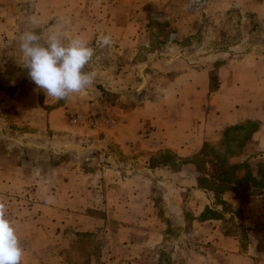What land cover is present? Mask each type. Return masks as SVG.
<instances>
[{"label":"crops","instance_id":"0c3cea01","mask_svg":"<svg viewBox=\"0 0 264 264\" xmlns=\"http://www.w3.org/2000/svg\"><path fill=\"white\" fill-rule=\"evenodd\" d=\"M52 1L57 4L59 0ZM65 1L68 0H60ZM78 1L82 3L79 7L82 9L84 0ZM151 1L157 4L160 0ZM112 3L115 5L109 9L107 22L76 23L68 26V29L77 32L75 37L83 38L88 45H98L102 33L110 34L114 43L111 48H106V52L114 51L115 58L128 52L133 54L139 42L134 37V25L127 18L134 0H113ZM53 7L49 13L57 16V10ZM257 8L264 13V0H258ZM105 10L102 7V11ZM81 15L88 17L91 14L83 12ZM55 23L49 29H57ZM239 56L242 57L229 60L226 71L230 73L224 79L222 77L216 86H211V70L199 67L179 73L178 80L183 79L181 86L170 90L171 93L165 94L162 100H149L133 107L117 103L109 107L104 104L102 108L112 110L113 125L101 132L79 128L84 132L77 142H80L82 149L77 152L81 161L65 158L54 166L40 161L28 170L23 151L12 155L0 152V202L5 204L7 216L23 248L22 264H49L51 261L58 264L61 258L58 245L63 237L68 236L72 241L77 233L96 232L95 228L105 223H113L118 228L119 232L109 231L111 235H107L113 247L117 245V239H122L121 244L126 242L125 246L131 248L140 241L141 246L149 248L161 245L167 236L162 230V218L157 208V204L161 203L177 207L179 223H187L182 214L184 207L190 213L191 222L199 227H208L204 233L205 243L218 245L216 251L226 258L224 264H227V260H230L229 264H249L250 251L255 250V244L252 242L248 245L250 250H244L241 245L244 233L227 230L224 225L226 221H233L241 230L245 229L248 239L256 238V246L261 248L263 241L259 240L264 239V194L253 196L246 204H241L232 193L225 192L221 199L233 212L240 210L241 215L237 217L231 212L223 213L214 195L198 187L194 164L182 163V160L190 161L204 144L225 141L223 133L228 128L255 122L258 124L257 130L241 147L245 151L235 153L229 162H246L250 168H257L256 163L264 165V67L260 64L258 68L240 67L246 60L255 65L259 61L264 62V55L256 51ZM218 57L211 55L206 60L216 61ZM235 62L238 66L233 64ZM102 72L107 73V70ZM34 91L38 96V88ZM0 93V109H4V92ZM40 93L44 94L42 90ZM19 94L20 90L14 93ZM84 94L88 95L86 98L96 97L97 88L74 94L46 114L53 133L49 138L53 146L49 147L59 144L56 133L64 131L76 135L77 130L65 121L61 111L76 110L73 98ZM49 100L50 103H57L51 97ZM81 103L82 110L97 106L95 102ZM229 137H226V141L233 138ZM66 144H71V141ZM42 148L39 146L40 150ZM50 151L55 153V150ZM50 151L47 153L51 154ZM165 152L174 155L179 166L152 168L150 158ZM44 154L43 151L39 152L37 158ZM20 155L21 163L14 162L13 166L7 163L9 158L19 161ZM251 170L255 174L256 170ZM27 187L32 188L27 190ZM28 200L30 202H26ZM206 208L219 216L201 219ZM165 217L174 220L168 215ZM255 227L258 229L253 230ZM180 248L172 253L171 264H203L202 259L206 256L205 252L201 253L203 248L198 245ZM178 253L183 254L184 260L174 263Z\"/></svg>","mask_w":264,"mask_h":264},{"label":"rangeland","instance_id":"374dc122","mask_svg":"<svg viewBox=\"0 0 264 264\" xmlns=\"http://www.w3.org/2000/svg\"><path fill=\"white\" fill-rule=\"evenodd\" d=\"M69 2L70 0H59L55 4L52 0H0V92H4L3 100L6 104L4 109H0V152L5 151L12 155L23 151L26 154L24 156L28 170L40 161L51 166L65 158L81 161L77 152L82 149L80 142H77L84 132L79 128H85L88 132H101L113 125L112 110L102 108L104 104L109 107L116 103L133 107L149 100H162L165 94L171 93L170 90L181 86L183 79L178 80L179 73L199 67H208L211 70V86H216L222 77L224 79L230 73L226 71L229 60L256 51L264 55V13L257 8L258 0H160L157 4H152L151 0H134L135 4L131 7L127 20L134 25V37L138 39L139 45L134 48L133 54L128 52L127 55H118L116 58L112 50L106 52V48H101L96 43L89 45L95 51L84 71L94 73L95 79L86 90L97 88L98 94L91 98H86L87 94L73 98L77 109L61 113L77 133H56L59 144L49 147L53 146L49 143L53 133L49 129L46 114L57 104L64 103V100L50 103V97L41 94L40 89L38 96L34 93L37 86L28 79L26 70L20 66L18 38L25 30L33 28L46 35L50 25L57 22L55 26L57 25L63 41L67 43L77 35L68 26L76 23H105L109 20L110 7L115 5L113 0H84L85 5L80 9L82 3L79 4L78 0ZM51 6L57 10V16L50 15ZM102 7L106 8L105 12ZM83 12L91 15L84 17L81 15ZM32 18H35V25L31 23ZM127 49L131 51L130 48ZM211 55L220 57L216 61H207L206 58ZM233 64L238 66L237 62ZM259 64L264 67L263 61L255 65L246 60L240 67L258 68ZM105 69L107 73L102 72ZM18 90L20 94L14 95ZM1 98L0 93V100ZM82 101L95 102L97 106L82 110ZM61 134L64 136L60 137ZM243 139L245 138L236 139V144L233 143L239 146L234 150L235 153L243 150L241 147L246 141ZM69 141L71 144H66ZM224 142L222 140L206 144L221 148ZM39 146L44 148L40 150ZM50 150H55V153ZM41 151L45 154L37 158ZM49 151L51 154L47 153ZM20 156L19 161L9 158L7 163L10 166L14 162L21 163L22 155ZM154 156L150 158V162ZM251 168L257 169L254 166ZM30 188L32 187H27V190ZM261 191L264 193L260 189L255 192ZM26 205L28 207L24 203ZM157 208L162 218V230L167 235L161 245L149 248L141 246L140 241L131 248L125 246L126 242L121 244L122 239H117V245L113 247L107 235H111L109 231H119L115 224L105 223L102 227L95 228L96 232L77 233L72 241L68 236L63 237L58 245L61 257L58 264H171L174 251H179L180 247L197 245L204 249L201 253L205 252L207 256L202 259L203 264L226 262V258L216 251L218 245L205 243L204 233L209 228L199 227L191 222L190 213L184 207L182 214L187 220L185 225L177 220V207L161 203L157 204ZM166 215L174 220L171 221ZM224 227L244 233L241 241L244 250H250L248 245L252 242L255 244V250L250 251L252 255H249V264H264V239L259 240L263 241L259 248L256 246V238L248 239L245 229L241 230L233 221H226ZM256 229L258 228H253ZM183 260V254L178 253L174 263ZM229 263L230 260H227V264ZM49 264L55 263L51 261Z\"/></svg>","mask_w":264,"mask_h":264},{"label":"clouds","instance_id":"9594fccd","mask_svg":"<svg viewBox=\"0 0 264 264\" xmlns=\"http://www.w3.org/2000/svg\"><path fill=\"white\" fill-rule=\"evenodd\" d=\"M31 23L36 24L35 18ZM97 43L101 48H111L114 41L109 34L101 35ZM18 51L20 66L26 70L28 79L47 98L67 100L84 92L94 82L95 74L85 72L84 68L95 50L83 38L74 37L65 43L58 29H49L46 35L34 28L28 29L18 38ZM23 255L6 206L0 202V264H22Z\"/></svg>","mask_w":264,"mask_h":264},{"label":"trees","instance_id":"16d2710c","mask_svg":"<svg viewBox=\"0 0 264 264\" xmlns=\"http://www.w3.org/2000/svg\"><path fill=\"white\" fill-rule=\"evenodd\" d=\"M257 128L258 124L255 122H246L230 127L223 133L225 139L223 147L215 148L212 145L204 144L190 161L182 160V163L194 164L198 187L214 195L215 201L221 205L223 213L231 212L241 215L240 210L233 212L230 206L221 199V195L225 192L232 193L241 204H246L253 196L264 194L263 191L255 192L258 189L264 190V165L258 164L254 174L246 162L236 164L229 162V158L235 154L234 150L239 147L233 144H236V139L244 137L248 140ZM229 136H233V138ZM226 137L231 139L226 141ZM161 165L170 168L179 166L175 156L170 152L160 153L151 159L152 168ZM210 216H219V214L206 208L200 218L204 220Z\"/></svg>","mask_w":264,"mask_h":264}]
</instances>
